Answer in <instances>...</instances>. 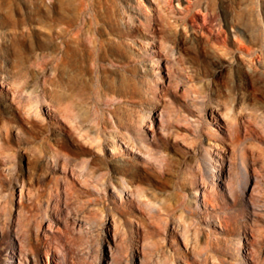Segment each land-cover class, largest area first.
Masks as SVG:
<instances>
[{
    "label": "rangeland",
    "instance_id": "obj_1",
    "mask_svg": "<svg viewBox=\"0 0 264 264\" xmlns=\"http://www.w3.org/2000/svg\"><path fill=\"white\" fill-rule=\"evenodd\" d=\"M56 262L264 264V0H0V264Z\"/></svg>",
    "mask_w": 264,
    "mask_h": 264
},
{
    "label": "bare ground",
    "instance_id": "obj_2",
    "mask_svg": "<svg viewBox=\"0 0 264 264\" xmlns=\"http://www.w3.org/2000/svg\"><path fill=\"white\" fill-rule=\"evenodd\" d=\"M89 27L90 28H94V27L97 28L96 25L93 26L92 24H90ZM90 31H88V29H86V24H84V23H70V24H68V26H66L60 34V36L62 37V39H61L62 54L56 60L57 63L65 60L67 58L77 56L80 53H87L91 58V63H90L91 68L93 70H96L97 72L103 70L105 68L104 65L98 61V59L100 58L101 53H102L103 42L100 39H98L94 33H91ZM48 107L50 108L51 106L49 105ZM74 107L75 106H73L71 104L70 107H68L64 110H65V112H67L69 119H71V121H72V123H74L75 127L79 128V124H78V122H76L77 113L74 110ZM59 111H61V110H59ZM96 138L99 139L98 137H96ZM112 149H114L113 146H112ZM102 159H103V163H104L103 174L106 175L109 173V169H108V165H106L107 164L106 159L105 158H102ZM164 160H165V162L162 163L163 166H162L161 173L167 174L166 171L168 170V167H169V161L167 158L162 157L161 162H163ZM195 163L197 164V166L199 168L200 159L198 157H196ZM241 164H242L243 168H246V166H247L246 158H244V157L242 158ZM219 170L220 169H218V172H219ZM220 172H223V171L221 170ZM215 175L217 176V174H215ZM111 183L114 184V182H111ZM123 184L125 186H127V184L125 182H123ZM225 188L227 189V192L232 195V188L229 185H226ZM59 263L60 262H56V264H59Z\"/></svg>",
    "mask_w": 264,
    "mask_h": 264
}]
</instances>
